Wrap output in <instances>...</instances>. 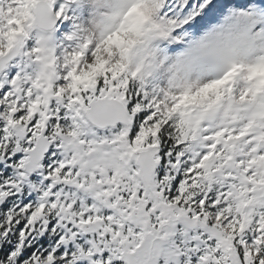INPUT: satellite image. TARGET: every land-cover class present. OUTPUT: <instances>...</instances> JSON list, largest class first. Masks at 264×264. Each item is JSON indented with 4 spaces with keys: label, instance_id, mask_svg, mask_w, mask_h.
I'll list each match as a JSON object with an SVG mask.
<instances>
[{
    "label": "snow or ice",
    "instance_id": "snow-or-ice-1",
    "mask_svg": "<svg viewBox=\"0 0 264 264\" xmlns=\"http://www.w3.org/2000/svg\"><path fill=\"white\" fill-rule=\"evenodd\" d=\"M0 264H264V0H0Z\"/></svg>",
    "mask_w": 264,
    "mask_h": 264
}]
</instances>
